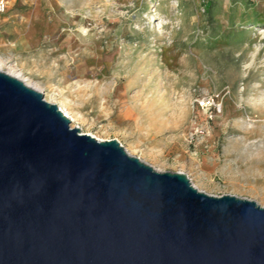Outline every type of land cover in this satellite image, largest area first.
Wrapping results in <instances>:
<instances>
[{
  "label": "rangeland",
  "instance_id": "obj_1",
  "mask_svg": "<svg viewBox=\"0 0 264 264\" xmlns=\"http://www.w3.org/2000/svg\"><path fill=\"white\" fill-rule=\"evenodd\" d=\"M0 3V70L72 126L264 206V0Z\"/></svg>",
  "mask_w": 264,
  "mask_h": 264
},
{
  "label": "water",
  "instance_id": "obj_2",
  "mask_svg": "<svg viewBox=\"0 0 264 264\" xmlns=\"http://www.w3.org/2000/svg\"><path fill=\"white\" fill-rule=\"evenodd\" d=\"M0 264H264V206L82 132L0 70Z\"/></svg>",
  "mask_w": 264,
  "mask_h": 264
},
{
  "label": "bare ground",
  "instance_id": "obj_3",
  "mask_svg": "<svg viewBox=\"0 0 264 264\" xmlns=\"http://www.w3.org/2000/svg\"><path fill=\"white\" fill-rule=\"evenodd\" d=\"M11 75H13V74H11ZM13 76H16V77H18V78H20L18 75H13ZM21 79V78H20ZM24 81V80H23ZM25 82V81H24ZM26 83V82H25ZM27 85H29V86H31V87H33V88H36L37 89V87H34V86H32V85H30L29 83H26ZM61 108V107H60ZM62 110H63V112L72 120V121H75V118L73 117V115H71V113L69 112V111H67V110H65V109H63V108H61Z\"/></svg>",
  "mask_w": 264,
  "mask_h": 264
},
{
  "label": "built area",
  "instance_id": "obj_4",
  "mask_svg": "<svg viewBox=\"0 0 264 264\" xmlns=\"http://www.w3.org/2000/svg\"><path fill=\"white\" fill-rule=\"evenodd\" d=\"M0 10H1V3H0ZM212 104L216 106V103L214 100H212Z\"/></svg>",
  "mask_w": 264,
  "mask_h": 264
}]
</instances>
